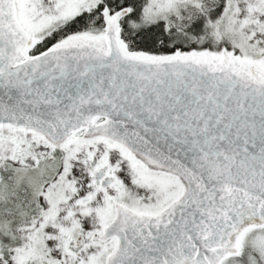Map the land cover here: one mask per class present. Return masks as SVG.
Masks as SVG:
<instances>
[{"label":"snow or ice","instance_id":"obj_1","mask_svg":"<svg viewBox=\"0 0 264 264\" xmlns=\"http://www.w3.org/2000/svg\"><path fill=\"white\" fill-rule=\"evenodd\" d=\"M0 264H264V0H0Z\"/></svg>","mask_w":264,"mask_h":264}]
</instances>
